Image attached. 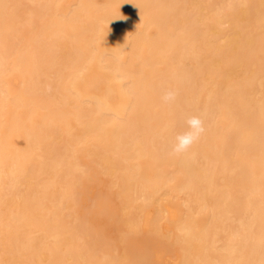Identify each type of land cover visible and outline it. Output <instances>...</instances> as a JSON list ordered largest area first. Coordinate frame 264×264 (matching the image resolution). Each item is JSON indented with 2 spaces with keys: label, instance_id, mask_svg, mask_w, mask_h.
Instances as JSON below:
<instances>
[{
  "label": "bare ground",
  "instance_id": "bare-ground-1",
  "mask_svg": "<svg viewBox=\"0 0 264 264\" xmlns=\"http://www.w3.org/2000/svg\"><path fill=\"white\" fill-rule=\"evenodd\" d=\"M0 264H264V0H0Z\"/></svg>",
  "mask_w": 264,
  "mask_h": 264
},
{
  "label": "clouds",
  "instance_id": "clouds-1",
  "mask_svg": "<svg viewBox=\"0 0 264 264\" xmlns=\"http://www.w3.org/2000/svg\"><path fill=\"white\" fill-rule=\"evenodd\" d=\"M177 92L175 89L164 90L161 100L164 104L175 102ZM186 130L175 135L171 146L173 154L180 155L187 152L205 132L204 120L200 115H192L185 120Z\"/></svg>",
  "mask_w": 264,
  "mask_h": 264
}]
</instances>
